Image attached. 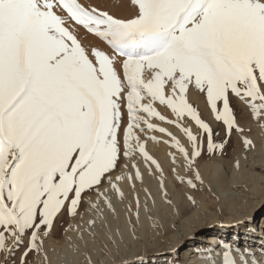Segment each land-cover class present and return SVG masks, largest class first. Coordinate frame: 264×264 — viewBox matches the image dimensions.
Instances as JSON below:
<instances>
[{
  "label": "snow or ice",
  "instance_id": "obj_1",
  "mask_svg": "<svg viewBox=\"0 0 264 264\" xmlns=\"http://www.w3.org/2000/svg\"><path fill=\"white\" fill-rule=\"evenodd\" d=\"M130 6L129 15L117 16L81 0H0V264H33V253L48 264L45 238L59 216L79 214L89 193H96L89 204L99 216L101 199L114 212L101 185L106 179L123 199L115 182L123 177L112 175L121 156L138 152L149 171L155 165L162 177L142 136L160 138L148 132L170 138L164 143L193 171L186 181L177 178L193 190L204 183L196 160L205 140L210 154H223L235 132L245 159L256 149L231 98L264 131V0H130ZM77 26L105 46H85ZM193 90L224 126L220 140L189 101ZM154 120L179 128L190 149ZM132 167L135 174L127 179L141 180L134 161ZM160 187L171 204L162 178ZM186 198L196 205L194 195ZM139 205L137 196V221ZM252 222L248 217L240 223ZM95 223L87 221L89 228ZM218 246L221 264H238L237 257L239 264H261L249 247L226 241ZM198 251L215 264L214 249ZM82 254L93 264L87 251Z\"/></svg>",
  "mask_w": 264,
  "mask_h": 264
},
{
  "label": "bare ground",
  "instance_id": "obj_2",
  "mask_svg": "<svg viewBox=\"0 0 264 264\" xmlns=\"http://www.w3.org/2000/svg\"><path fill=\"white\" fill-rule=\"evenodd\" d=\"M113 1L97 0L98 4L95 5L107 9L110 13L117 16H127L133 11L130 6V0ZM81 2L84 3L83 0ZM78 28L79 37L85 46H105L93 34L88 33L80 26ZM188 98L198 108L202 118L210 123L211 126L216 125V127H219L221 125L220 122L215 121L203 95L193 90L190 91ZM231 102L233 106H237L234 103L236 102L235 99L231 100ZM156 107L170 119L174 118L170 110L165 106L157 104ZM244 118L246 122L238 119L239 123L244 127H251L252 122L255 120L251 116L248 119ZM153 122L168 128L180 140L181 144L190 149L187 137L179 128L158 120ZM189 126L193 132L197 131V126L194 122L189 121ZM222 127L224 128L223 125ZM222 127L219 128V131L224 133ZM215 129L217 128H214V131ZM219 131L217 133L220 134ZM259 132L261 135H259ZM247 134L249 135V133ZM153 135L160 139L153 141L144 136L142 138L146 139V148L149 153L161 165L163 170L162 177L161 173L156 170L155 165H152L151 171H149L148 164L145 163L138 152L134 153L130 159H125L121 156L120 164L112 175L114 179L116 176L123 177V179L115 181L124 193L123 199L111 189L106 179L104 184L101 185V190L104 188L108 189L107 195L111 198L115 211L108 209L101 199L100 207L103 210V216H99L96 209L91 208L89 204V199L92 202L96 201V193L92 192L85 197L79 208L78 215L73 217L65 213L59 216L44 244L48 264H87L86 257L82 254L84 251H87L91 256L93 264H159V260L155 259L156 257H152L154 254L170 252L175 255L181 243L189 241V237L200 230L204 231L196 236L197 241L189 243L187 244L189 246L185 247L187 250L186 254H192L189 257H185V260L190 259L185 264H212L209 260L201 259V253L198 250L204 248L214 249L215 251L212 255L215 259V264H221V258L216 256L215 253L223 251L218 245L222 241H226L223 236L226 237L227 231L232 232L230 244L235 245L236 231L238 234L243 235L241 239L244 241V247L250 248V246H255L254 244H260L259 248L250 249L255 253V259L264 264V250L263 247H260L261 245L264 246V236L263 238L254 237L253 234L256 232L254 223H246L247 225L240 223L245 218L251 217L252 209L263 198L259 193L261 181H264V174H255V168L264 169V131L260 130L252 135V138L256 141V149L247 153V159H245V153H243L241 143H239L241 141L235 132H233L235 137L228 142L229 144L226 145L223 154H210L207 151L205 140L202 147V155L196 160V168H198L203 181L207 185L210 184L212 191L215 192V197L211 196L212 198H207L205 199L206 201L202 200L203 198L199 197L200 195H196L197 193L194 194L186 182L182 183L177 178L179 175L184 177L186 181L187 178L193 176V171L181 166L180 162L183 158L175 147L164 143L165 140L170 138L158 131L147 133V136ZM233 141L234 144L232 143ZM171 153L176 156L177 163L175 164ZM223 158L229 159L230 163L227 165L223 162ZM237 159L240 160L239 168L236 167ZM133 161L142 174L141 180L134 179L129 181L127 179L129 173L135 174V169L132 167ZM125 164H127V167H125ZM161 178L167 190V199L172 202L171 204H168L163 196L160 187ZM241 182L247 189L250 188L253 193L252 196L259 197L253 204L250 203L249 198L244 199V194L232 190V186ZM188 193L195 196L196 205L187 200L186 194ZM137 196L140 202L139 221H137L135 215ZM218 198L221 207L229 213L223 220L218 219L216 208H214L216 204L214 200ZM247 202L249 204L246 208ZM145 204H147L148 211H145ZM89 219L96 221L94 228H89L87 224ZM207 223H214L217 226L216 228H209L208 225L206 226ZM263 223L264 221L262 220ZM133 227L135 228V239L132 235ZM60 230H63L62 233ZM90 233H94V235ZM81 235L83 239L80 238ZM113 239L115 242H113ZM142 248L145 249L143 255L138 257L137 255L141 253L139 251ZM147 248L150 249V252H147ZM188 250L192 251L188 253ZM233 254L236 255L235 252ZM171 258L168 256L169 261L165 264H173ZM0 260H2V257H0ZM31 260L33 264H43L42 255L34 254ZM237 260L239 264L238 257ZM9 264H13V262H9Z\"/></svg>",
  "mask_w": 264,
  "mask_h": 264
},
{
  "label": "rangeland",
  "instance_id": "obj_3",
  "mask_svg": "<svg viewBox=\"0 0 264 264\" xmlns=\"http://www.w3.org/2000/svg\"><path fill=\"white\" fill-rule=\"evenodd\" d=\"M83 2H84V4H86V5H92V6H97V5H95V4H98L97 3V0H83ZM112 2H114L113 0H112ZM78 27V26H77ZM82 29H83V27L82 26H80ZM85 30V29H84ZM235 99V101L237 102H234L237 106L235 107V106H233V104H232V107H234V109H235V114H236V118H237V120L239 119L240 121H244V122H246L245 121V118L244 117H246L247 119L248 118H250V115H249V109L245 106V105H243L237 98H234V96L231 98V100H234ZM236 108H239V109H237L236 110ZM238 111V112H237ZM237 112V113H236ZM238 114V115H237ZM243 118H244V120H243ZM221 125L218 127H216V125L215 126H212V128L214 127V128H217V129H215V131L216 130H218L219 131V128L220 127H222V123H220ZM250 127V126H249ZM249 127H245V128H249ZM214 128H213V130H214ZM223 128V127H222ZM251 129H252V131L249 133V135L250 136H252L253 134H254V132H257V131H260L261 129L259 128V127H257V125H256V122L254 121V122H252V126L250 127ZM224 129V128H223ZM218 131H216V133L218 132ZM220 132V131H219ZM219 134V133H218ZM220 136L222 135V137L221 138H223L224 137V133H221L220 132V134H219ZM219 135H217L216 137H217V140H220L221 138H220V136ZM259 135H261V133L259 132ZM218 137H219V139H218ZM233 137H235V135H233V133L231 134V138L233 139ZM230 138V140L232 141V139ZM236 138H238V137H236ZM239 139V138H238ZM229 140V141H230ZM240 140V139H239ZM233 144H234V141L232 142ZM239 143H241V142H239ZM229 144V143H228ZM234 146V145H233ZM225 150V149H224ZM225 155H227V154H225ZM226 157H228V156H226ZM224 160H223V162H225L227 165L230 163V160L229 159H226V158H223ZM257 173H259V174H264V169H262V168H255V174H257ZM257 176V175H256ZM206 182L204 181V183L201 185L199 182L197 183V189H195V190H193V189H191L193 192H194V194L195 193H197L196 195H200L199 197H201V198H203L202 200H205V199H207V198H212V197H215V192L214 191H212L213 189H212V186L210 185V184H208L207 185V183L205 184ZM206 185V186H205ZM243 185V186H242ZM249 185V184H248ZM250 186V185H249ZM202 187V188H201ZM206 187V188H205ZM232 188V190H235L236 192H239L240 194H244L245 195V198L244 199H247V198H249V200H250V203H254L256 200H258L259 199V197L258 198H256L257 196H252V191H250V188H246L245 186H244V184L241 182L240 184H237V185H235V186H232L231 187ZM201 194H203V195H201ZM208 196H206V195ZM211 194V195H210ZM214 194V195H213ZM260 196H263V198L262 199H260L261 201H259V203H257V205L252 209V211H251V214H250V216H251V218H253V222L252 223H254L255 225H254V228L256 229V232L253 234L254 235V237L255 238H260V237H262L263 238V236H264V223L262 224V220L264 221V206H262V205H264V181H261V188H260ZM203 196V197H202ZM212 196V197H211ZM206 201V200H205ZM215 201V207L214 208H216V214L218 215V219L219 220H223L224 218H226L228 215H229V213L224 209V208H222L221 207V205L219 204L220 202H219V198L217 199V200H214ZM248 202L246 203V208L248 207ZM209 226V228H216V224H214V223H212V224H210V223H207L206 224V226ZM247 225V224H246ZM246 225H244L245 227H246ZM260 227H261V229H260ZM209 228H206V229H209ZM62 231L63 230H60V232L62 233ZM202 231H204V230H200V231H197V232H194L189 238V241H187V242H185V243H181V246H180V248L177 250V253L174 255V254H172V253H170V252H168V253H157V254H154V256H152V257H156L155 259H158L159 260V264H163V261H164V264L165 263H167L169 260H168V256H170V257H172L171 258V260H172V262H173V264H176V263H178V264H185V263H187L190 259H188V260H185V257H189L190 255H192V254H186L187 253V250L185 249V247H187V246H189V245H187V244H189V243H193V242H195V241H197L196 240V236L200 233V232H202ZM263 232V233H262ZM231 231H227L226 232V237L225 236H223V238H224V240L226 239V241L229 243L231 240H232V238H231ZM255 235H258V236H255ZM242 234H238L237 233V231H236V239L234 240L235 241V245L236 244H239L240 245V247L241 248H244V241L241 239L242 238ZM46 241H47V238H45V240H44V244L46 243ZM243 243V244H242ZM247 243H249V242H247ZM255 246H253V247H251L250 246V248H254L255 249V247H257V248H259V245L260 244H254ZM45 246V245H44ZM247 247V246H246ZM260 247H263V250H264V246L263 245H261ZM256 248V249H257ZM44 249H45V247H44ZM184 249V250H183ZM23 249L21 248V251H22ZM144 248H142L141 249V251H139V252H141V253H139L137 256L139 257V256H142L143 255V252H144ZM162 251H164V250H162ZM184 251V252H183ZM190 251H192V250H190ZM189 250H188V253L190 252ZM147 252H150V249L149 248H147ZM34 254L35 253H33L32 254V256L30 257L31 259L33 258V256H34ZM20 255V251H18L17 253H16V257H18ZM152 259H154V258H152ZM183 259V260H182ZM9 262H11L12 263V261L10 260ZM176 262V263H175Z\"/></svg>",
  "mask_w": 264,
  "mask_h": 264
}]
</instances>
